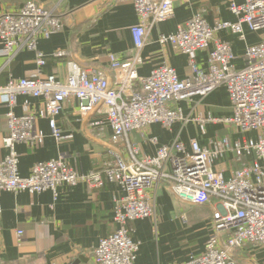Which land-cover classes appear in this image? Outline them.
<instances>
[{"label":"built area","instance_id":"1","mask_svg":"<svg viewBox=\"0 0 264 264\" xmlns=\"http://www.w3.org/2000/svg\"><path fill=\"white\" fill-rule=\"evenodd\" d=\"M139 21L131 28L134 54L121 62L111 54L113 68L119 70L118 81L98 67H85L76 61L67 64L66 78L56 75L41 77L10 76L0 85V108L8 106L5 114L8 132L3 142L8 149L0 160V196L3 191L41 193L51 190L57 195L62 184L86 183L101 189L117 183L122 195L115 205V231L102 238L94 248L95 264H136L140 242L134 240L130 223L155 216L149 191L166 182L184 202L213 206V232L204 251L188 260L174 264H236L235 251L247 244L264 247V0H232L230 10L235 21L209 24L202 13L195 14L177 31L161 34L159 43L170 44L189 57L190 73L181 77L173 66L162 64L149 75L138 72L142 64L141 52L153 27L172 18L175 0H133ZM262 30L259 42L247 45L244 65L237 68L232 43L218 37L228 30L245 39L247 32ZM56 8H47L29 0L16 10L0 15V41L9 60L23 47L37 52V64L43 67L47 57L38 50L39 38H50L62 28ZM208 65L201 67L197 53L209 50ZM67 55L65 50L53 53L55 58ZM224 87L229 95L233 113L225 118L199 116L201 123H223L242 131H257L256 139L220 136L212 146H202L193 138L190 147L182 141L160 146L154 156H141L140 149L131 144L130 134L153 123L171 126L187 121L180 100L194 96L205 97ZM43 98L39 112L17 115L12 109L18 96ZM77 101L83 115L104 113L112 129V146L102 170L83 172L71 166L65 157L40 161L33 165L28 176L19 172L20 153L16 144H41L44 132L39 119H47L51 134L58 141L71 138L59 126V116L66 102ZM29 107V103L26 102ZM156 141V138L153 139ZM232 156L242 166L232 175L215 168L219 158ZM2 204L0 198V222ZM183 221L188 222L186 214ZM20 243L27 241L23 230H18Z\"/></svg>","mask_w":264,"mask_h":264},{"label":"crops","instance_id":"2","mask_svg":"<svg viewBox=\"0 0 264 264\" xmlns=\"http://www.w3.org/2000/svg\"><path fill=\"white\" fill-rule=\"evenodd\" d=\"M28 1L0 0V15L8 10H16ZM35 1L47 8H56L63 26L50 38H39L38 50L47 57V64L43 67L37 64V52L27 47L9 60L0 41V85H4L10 76L56 75L64 79L69 61L100 68L116 85L119 70L112 67L109 56L115 54L123 63L133 57L131 28L139 21L133 0ZM231 1L175 0L174 16L153 27L147 37L146 46L141 52L143 62L139 66V74L147 76L156 66L167 64L176 68L181 77L188 76L189 57L170 44L159 43V36L176 32L181 24L199 12L212 26L220 20L235 21L229 8ZM234 1L242 3L244 0ZM244 29L247 32L244 40L228 30L218 32V37L232 43L233 62L237 68L244 65L247 45L261 39V35L250 32L246 25ZM211 48L212 45L209 50L197 53L198 64L203 68L208 65ZM57 50H65L67 55L63 58L53 57ZM43 104V98L20 95L12 109L17 115H22L41 111ZM177 105L182 108L187 121H177L171 126L157 122L130 134V142L140 149L141 156H154L160 146H170L177 140L190 147L191 140L196 138L202 146L210 147L212 141L221 136L210 137V127L223 123H201L195 118H225L233 113L224 87L203 98L194 96L180 100ZM8 110V106L0 108V160L8 153L3 142L8 132L5 118ZM58 122L65 134L73 135L71 138L58 141L51 134L48 120L41 118L38 127L45 134L43 143L16 144V150L20 153V174L28 176L37 162L61 156L77 170H102L108 158L107 150L112 146V129L106 114L83 115L77 101L66 102ZM226 128L233 129L229 126ZM224 136L238 139L233 130ZM243 162L226 155L217 160L215 168L230 176ZM121 195L117 183L107 184L101 189L91 188L84 182L62 184L57 189V195L51 190L41 193L3 191L0 196V264H95L94 248L116 229L114 210ZM149 197L155 208V216L130 223L134 240L140 242L136 264H174L201 254L213 232V206L182 201L166 182L152 188ZM184 214L188 218L187 223L182 219ZM18 230H23L27 241L19 242ZM234 259L236 264H264V247L247 244L235 251Z\"/></svg>","mask_w":264,"mask_h":264},{"label":"rangeland","instance_id":"3","mask_svg":"<svg viewBox=\"0 0 264 264\" xmlns=\"http://www.w3.org/2000/svg\"><path fill=\"white\" fill-rule=\"evenodd\" d=\"M255 34H258L259 36L262 34V30L255 33ZM227 125L225 124H219L217 125L216 127H213L211 128L210 127V132H209V136L213 137V136H217V135H221V136H224V135H227V134H231L232 133V130H233V133H234V136L238 135V139L239 138H244V136L247 137V139H256L257 138V131H242V130H236V128H233V129H229V128H226ZM244 135V136H243Z\"/></svg>","mask_w":264,"mask_h":264}]
</instances>
